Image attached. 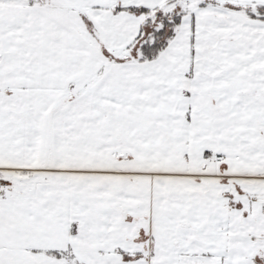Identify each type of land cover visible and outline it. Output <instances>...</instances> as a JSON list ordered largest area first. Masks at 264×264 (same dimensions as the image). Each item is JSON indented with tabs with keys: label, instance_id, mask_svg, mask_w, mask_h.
Here are the masks:
<instances>
[{
	"label": "snow or ice",
	"instance_id": "1",
	"mask_svg": "<svg viewBox=\"0 0 264 264\" xmlns=\"http://www.w3.org/2000/svg\"><path fill=\"white\" fill-rule=\"evenodd\" d=\"M0 264H264V0H0Z\"/></svg>",
	"mask_w": 264,
	"mask_h": 264
}]
</instances>
